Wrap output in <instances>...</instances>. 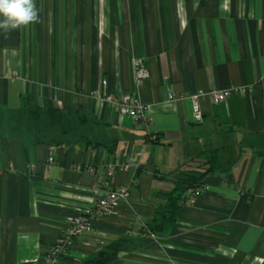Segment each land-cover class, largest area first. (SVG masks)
<instances>
[{
    "label": "crops",
    "instance_id": "0c3cea01",
    "mask_svg": "<svg viewBox=\"0 0 264 264\" xmlns=\"http://www.w3.org/2000/svg\"><path fill=\"white\" fill-rule=\"evenodd\" d=\"M35 3L38 22L0 30V264H41L71 218L125 186L129 203L61 264L114 250L109 264H264V0ZM135 60L148 72L140 82ZM101 81L108 95H135L148 123L96 101ZM238 88L220 104L200 99L198 115L181 98ZM29 107L84 117L85 137L23 135ZM208 160L220 168L150 232L175 174ZM110 164L130 167L103 187L73 170Z\"/></svg>",
    "mask_w": 264,
    "mask_h": 264
},
{
    "label": "built area",
    "instance_id": "2783aa9c",
    "mask_svg": "<svg viewBox=\"0 0 264 264\" xmlns=\"http://www.w3.org/2000/svg\"><path fill=\"white\" fill-rule=\"evenodd\" d=\"M133 67L136 82L148 78V72L141 60H135L133 62ZM234 92L244 94L247 90L246 88H238L223 91H198L193 96L187 95L181 96V98L189 100L192 104L193 113L198 115V101L200 99L209 98L212 104H220ZM91 96L100 104L111 106L121 117H129L136 122L144 124L148 123V120L144 116L146 111L145 106H143L139 99L133 94L124 93L121 95H108L106 92V82L101 81L99 86L91 92ZM172 98L173 95H169V99ZM47 163L53 164V158H48ZM129 167V164L122 166L110 164L101 170V172L96 173L95 169L90 166L74 165L73 170L94 175L97 186L103 187L108 185V180L113 177L117 170H127ZM33 169L34 165L28 167L29 171H32ZM200 190L201 188L197 189L194 192V195L200 192ZM129 199L130 192L128 186L115 190L103 191L100 198L92 207L84 210L67 222L65 227L58 234L53 247L44 255L41 264H61L62 260L67 258L77 240H79L84 234L92 232L95 225L103 218L110 216L114 209H116L121 203H129Z\"/></svg>",
    "mask_w": 264,
    "mask_h": 264
},
{
    "label": "trees",
    "instance_id": "16d2710c",
    "mask_svg": "<svg viewBox=\"0 0 264 264\" xmlns=\"http://www.w3.org/2000/svg\"><path fill=\"white\" fill-rule=\"evenodd\" d=\"M45 112L56 113V114H66L64 112H58L53 110H48ZM73 116V115H72ZM218 164H215L213 160H208L206 163L197 166L195 169H189L183 172H178L173 177V182L175 184V189L169 195H165V206L164 208L157 213V220L159 224L156 227H151L150 232L160 231L167 226H170L175 221V215L178 210V206L182 203H185L186 197H184L185 191H190L194 193L197 189L202 187L201 179L202 177L212 171H216L220 168ZM217 166V168H215ZM115 252V250H114ZM101 253L96 258L87 260L83 264H109L113 259V253Z\"/></svg>",
    "mask_w": 264,
    "mask_h": 264
},
{
    "label": "rangeland",
    "instance_id": "374dc122",
    "mask_svg": "<svg viewBox=\"0 0 264 264\" xmlns=\"http://www.w3.org/2000/svg\"><path fill=\"white\" fill-rule=\"evenodd\" d=\"M26 112L28 113V128L23 131V135L43 139L53 138V134L57 133L62 140H65L69 136L74 137L77 133L78 138L85 137L84 125L87 121L84 117L45 112L35 107H29ZM10 118L13 123L21 121V117L17 115H11ZM13 132L19 134L21 130L16 128Z\"/></svg>",
    "mask_w": 264,
    "mask_h": 264
},
{
    "label": "clouds",
    "instance_id": "9594fccd",
    "mask_svg": "<svg viewBox=\"0 0 264 264\" xmlns=\"http://www.w3.org/2000/svg\"><path fill=\"white\" fill-rule=\"evenodd\" d=\"M38 21L35 0H0V30L5 33Z\"/></svg>",
    "mask_w": 264,
    "mask_h": 264
}]
</instances>
